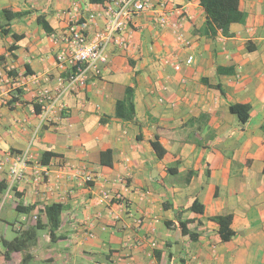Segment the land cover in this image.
<instances>
[{"label": "crops", "instance_id": "0c3cea01", "mask_svg": "<svg viewBox=\"0 0 264 264\" xmlns=\"http://www.w3.org/2000/svg\"><path fill=\"white\" fill-rule=\"evenodd\" d=\"M74 1L83 15L104 6L89 0H0V71L10 69L2 87L11 99L17 88L23 91L8 104L0 91V158L30 148L41 161L50 152L45 165L54 171L59 161H69L92 171L95 180H64L51 189L29 180L8 194L7 171H1L0 242L19 233L13 224L16 235H8L2 213L20 211L24 229L35 225L33 215L46 205L60 202L61 237L52 241L48 229L39 230L26 264H264V0H240L245 22L232 23L230 35L219 30L214 37L199 32L207 18L200 0H176L186 9L182 29L191 48L178 43L152 12L134 17L127 44L110 45L101 73L78 92H66L64 108L38 129L36 94L67 76L56 64L50 34L66 26L62 12ZM4 9L23 15L7 20ZM41 15L50 32L39 23ZM5 27L22 38L5 34ZM189 53L193 64L175 70L173 63ZM128 86L135 89L136 114L126 120L116 106ZM235 103L250 106L247 121L231 112ZM157 139L162 156L152 144ZM108 149L112 153L104 160L111 164H103ZM120 176L128 185L125 205L114 197ZM195 200L203 212L191 208ZM224 214L233 216L229 240L212 219ZM181 221L195 238L182 232ZM5 253L0 249V264H21L24 252Z\"/></svg>", "mask_w": 264, "mask_h": 264}, {"label": "built area", "instance_id": "2783aa9c", "mask_svg": "<svg viewBox=\"0 0 264 264\" xmlns=\"http://www.w3.org/2000/svg\"><path fill=\"white\" fill-rule=\"evenodd\" d=\"M191 1V0H186ZM152 12L154 20L161 27H169L175 33L178 43L191 48L192 41L186 37L183 31L181 17L186 9L179 7L176 0H109L104 3L100 11L92 10L83 15L80 4L74 1L72 5L62 13L66 20V26L57 32H51L50 37L57 47L55 60L58 68L67 73V76L60 75L57 78L55 87L46 86L36 94V103L40 107L39 128L50 119L58 110L64 108L61 101L66 92H78L84 87L92 75L101 73V64L108 61V48L112 44L125 46L131 35L127 34L129 22L136 16ZM178 15L173 19L172 16ZM99 20L102 25L99 26ZM92 27H95L92 30ZM195 61L193 53H189L182 61L173 63L175 70H180L183 65L190 66ZM2 74L0 71V91L4 94L3 103H9L10 91L2 85L9 82V74ZM38 81L39 75L34 77ZM185 79H183V82ZM25 81L18 82L23 86ZM53 165H45L35 159L30 148L20 151H8L0 158V172L7 171L8 191L15 188V185L32 180L36 187L46 185L48 189L61 187L64 180H80L82 183L90 184L95 180L92 171L79 167L69 161H59L56 164L57 171ZM119 184L120 189L114 194L120 204L125 205L123 190L128 189L126 179L122 176L114 180ZM108 193H102V198H107ZM44 209V208H43ZM119 218L118 214H114ZM36 220L38 215H33ZM25 221V219H24ZM135 222L140 226L143 223L142 217H136ZM23 229V225L17 226V230ZM94 264H102L95 262Z\"/></svg>", "mask_w": 264, "mask_h": 264}, {"label": "trees", "instance_id": "16d2710c", "mask_svg": "<svg viewBox=\"0 0 264 264\" xmlns=\"http://www.w3.org/2000/svg\"><path fill=\"white\" fill-rule=\"evenodd\" d=\"M91 3H105L109 0H89ZM201 5L204 7L207 18L199 32L208 37H214L220 30L224 35H230V26L234 22H245L247 18V13L240 9V0H200ZM3 15L7 20H12L15 17L22 16V12H14L11 9H4L2 11ZM39 23L50 32L48 23L45 21L44 16L38 17ZM5 34L12 33V37L15 40L22 38L21 34L12 32L10 28L5 27L3 29ZM15 45L11 46L13 49ZM134 87L128 86L126 88L125 97L117 101L116 114L122 119H133L135 117V101H134ZM22 89L17 88L14 92V96L10 102H14L18 99V96L22 93ZM17 94V96H16ZM230 110L236 113L239 118L245 122L250 116V106L248 104L235 103L230 105ZM37 111H40V107L37 105ZM153 146L157 150L159 156L165 153V150L160 147L158 139L152 142ZM106 153L111 154L112 150L108 149L102 152L103 158L102 162L110 163L111 160H104V155ZM51 157V153H44L41 162L42 164H48V159ZM20 206V205H19ZM35 208L34 205L26 207V213H30L31 210ZM197 212H203L204 206L195 200L191 207ZM64 212V205L60 202H53L44 207L38 218L35 220V225L28 228H24L19 231V233L11 240H5L4 246L6 247L5 255L9 257L11 252L22 251L24 252L21 264H26L32 255L27 251L29 247L35 242L37 238L38 231L41 229H48L49 235L52 241L58 240L61 235H57L56 232L62 224V213ZM42 213L45 214L46 221H43ZM213 220L219 224V232L223 240H229L235 234V230L232 228L233 216L231 214L217 215L212 217ZM182 232L185 234H190L192 238L196 237L195 233L189 231L186 226V222L181 221Z\"/></svg>", "mask_w": 264, "mask_h": 264}, {"label": "rangeland", "instance_id": "374dc122", "mask_svg": "<svg viewBox=\"0 0 264 264\" xmlns=\"http://www.w3.org/2000/svg\"><path fill=\"white\" fill-rule=\"evenodd\" d=\"M1 216L5 218L8 226V235L10 237L15 236V230L13 227V224L16 226L21 223V218H22V213L15 208L8 209L5 213H2ZM0 249L4 252L5 251V246L0 242Z\"/></svg>", "mask_w": 264, "mask_h": 264}]
</instances>
